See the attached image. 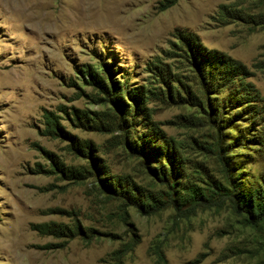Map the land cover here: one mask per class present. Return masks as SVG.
Instances as JSON below:
<instances>
[{
  "label": "rangeland",
  "instance_id": "obj_1",
  "mask_svg": "<svg viewBox=\"0 0 264 264\" xmlns=\"http://www.w3.org/2000/svg\"><path fill=\"white\" fill-rule=\"evenodd\" d=\"M234 191L264 195V0H0V264H264Z\"/></svg>",
  "mask_w": 264,
  "mask_h": 264
},
{
  "label": "trees",
  "instance_id": "obj_2",
  "mask_svg": "<svg viewBox=\"0 0 264 264\" xmlns=\"http://www.w3.org/2000/svg\"><path fill=\"white\" fill-rule=\"evenodd\" d=\"M212 193L214 194L216 192L212 191ZM189 194L192 201H194L195 203L197 202L199 197L205 198L204 192H199L197 188L193 189L192 191H189ZM253 195L254 193H244L241 191H234V193L229 194L236 208H241L242 210H245L249 214V218H251L252 221L254 220L253 222H264V195L261 193H257V195L260 196L258 200L254 199ZM186 199V196H184L182 197V199H180V201L184 202L186 201Z\"/></svg>",
  "mask_w": 264,
  "mask_h": 264
}]
</instances>
